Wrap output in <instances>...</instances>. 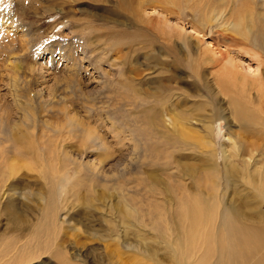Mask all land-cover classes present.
<instances>
[{
  "label": "rangeland",
  "instance_id": "obj_1",
  "mask_svg": "<svg viewBox=\"0 0 264 264\" xmlns=\"http://www.w3.org/2000/svg\"><path fill=\"white\" fill-rule=\"evenodd\" d=\"M156 1L0 0V167L8 175L0 188V264L11 256L20 258L15 264H178L152 229L156 221L128 215L136 200L125 205L142 177L166 185L168 171L143 156L157 141L145 143L141 131L169 135L172 115L212 148L191 141L186 157L174 156L183 178L198 164L207 182L224 186V151L243 141L260 153L246 147L232 164L245 159L242 169L264 170V77L252 84L255 77L232 80L223 70L230 60L251 76L264 68V55L244 41L246 29L230 25L233 10L262 17L264 1L208 0L203 10L192 0H159L167 10ZM169 47L198 69L175 66ZM224 75L235 85H221ZM211 151L215 166L197 160ZM238 176L235 193L253 198L242 208L258 214L246 221L264 224V204L255 205L256 193ZM220 192L233 201V191ZM164 219L169 239L181 234L178 217Z\"/></svg>",
  "mask_w": 264,
  "mask_h": 264
},
{
  "label": "bare ground",
  "instance_id": "obj_2",
  "mask_svg": "<svg viewBox=\"0 0 264 264\" xmlns=\"http://www.w3.org/2000/svg\"><path fill=\"white\" fill-rule=\"evenodd\" d=\"M163 1L164 3L167 4L168 0H163ZM248 1L251 2V0ZM252 1L255 3L254 0ZM156 2L159 4L161 3V8L164 9L163 2H159V0ZM169 2H172L174 4L176 3L175 5L180 3L179 0H169ZM191 2L192 4L190 7L195 10H203V7L206 9L212 6V4L208 2V0H192ZM238 4L240 3L238 2ZM242 12L238 13V11H234V10L231 12L230 15L234 16V21H232L230 24L231 28L241 27L244 30L246 29V33L248 34V36H244L245 37L244 41L246 42L248 40L250 43L249 46L250 48L254 49V51H260L264 55V15H262V17L257 19L255 18L256 16H253L249 13L247 14V12L245 11L244 13ZM261 13L264 14L263 11ZM4 23L6 24V22ZM226 36L221 34L222 38H225ZM237 41L234 38H230L228 45L229 46L235 45L237 44ZM168 51L169 54H171V57L173 58V63L175 64V66L178 67L183 66L190 68L192 70L198 69L192 63L191 64L186 62L184 63L183 60H181L178 56L175 55L172 47H169ZM217 53L219 54L218 56L220 57L224 56L225 54L222 52V50L221 51L218 50ZM212 56L213 55H211V57ZM216 57L217 56H214V58ZM204 63L208 65L217 64V59L206 58L204 60ZM228 63H229L228 65L227 64L224 65L223 70L225 71V73L227 72L229 73L227 75H231L234 77V78L232 77L233 78L232 80H235V76H239V77L241 76V78H243L244 81L248 78L255 77L251 81L252 84H258V85L261 84V79L262 77H264L263 76L264 68H262V71L257 70V73L254 76H251L248 75L247 72H241L240 70H238V65L235 64L233 60H230ZM201 64L202 63H200V65ZM220 79L222 80L221 85L223 86L228 87L230 85L232 86L235 85V83H232L231 81H229V79L226 78V75L222 76V78L220 77ZM233 95L232 97H234ZM230 104H234V107L238 110V112L241 109L243 110L244 106L237 101L232 100V103ZM159 112L160 110L155 108L152 112L151 118L154 117L156 118L159 115ZM142 115H143L142 120L145 122V125L147 123H150V118H149L150 115H147L146 113ZM172 116L168 118L170 124L172 125V129L169 130L170 132L169 135H166L165 133L167 132L165 131L164 133L165 135L163 136H162V132L161 134L160 132H158L160 138L158 136L156 137V135L152 136L151 133L147 134V129L145 128L146 126L142 127L145 128L146 130L145 131L143 129V131H141V135L144 134L145 137L144 139L142 138L141 139L145 140V143H146V138L151 140L155 139L157 141V142L155 141L156 144L154 143L152 145L150 144L149 148L145 146L147 148L145 152H149V153H144L143 154L144 158L148 157L150 159V162L152 163L151 164L152 166L153 165L155 166L156 164H160L163 169H166L168 171V173L164 172L165 173L164 176L166 180V185L164 186V188L156 186L155 184H150L149 182L145 181L146 180L145 177L141 178V182L138 183L139 190L137 191L135 190V192H133L134 191L133 188H127V185H125L124 189L127 188L126 189L127 192L129 191L133 192L131 194V198H128V196H126L125 205L130 203L131 199L137 201V204L135 203L137 205V209L136 208L132 209L131 207H129L130 209L128 211V215L139 219L140 218L139 213H140L142 217H146L145 219H147L148 217V219L150 218L151 220L152 218L153 221H156V224L153 225L154 228L152 227V229L154 230L155 233L157 231V234L159 233L161 235V236L159 235V237L162 238V239L160 238L161 240L163 239L168 240L170 248L172 250V257L174 258V261L177 262L178 264H264V224L251 223L246 221L250 219L249 217H258V214L255 213V211L251 212L252 211L251 209L247 211L248 213L244 211L242 206L252 205V204L249 205V203L252 202L250 200L253 198H249V196L251 195V194L248 195L249 192L245 195L236 194L235 190L238 187V184L234 183V179H233L235 175L238 174L239 175L238 178L240 177L242 182H244L245 185H248L249 186L248 188L253 189V191L256 193L257 198L255 197L256 200H254V202H256L255 205L257 206L259 205V203L264 204V176L262 174L264 170H260V168H257L259 166L251 168L248 171L242 169L241 166L243 160L245 161V159H242L241 164L237 163L236 165H234L231 162V160L232 161L236 160V158L241 159L240 155H243L242 151L246 150V147L247 148L250 147V150L253 151V150H257L259 146L253 142L250 143L245 141L240 143L232 142L233 143L231 145L232 150L224 151V155L221 160L222 163H225V166L229 167L225 170L224 177L221 178V180L226 181L224 183V186L207 182V180H209V177L203 174V172L201 173V171L197 169L199 166L198 164L196 168L194 167V165H192L194 167L193 170L195 171L190 175L188 174L187 179L183 178L180 173L181 171L179 170L178 165L176 164L174 156L179 155L180 157L185 155L186 157V154L189 153L185 152L183 149H190L187 147L188 145L186 146V144H189V142L191 141L192 142L197 141L198 143L205 144L206 147L210 149L212 148L210 144L207 146V143L210 141H208L207 139L205 141L204 139H202V137L197 135L196 131H192V129L187 127L185 123L180 119L179 117L180 115L175 118ZM242 116L245 119L247 118L249 120L251 118L254 119V117H251V114L246 113V116L244 115ZM154 120L156 121V119ZM145 132H146V136H145ZM178 151H184V153L180 152L179 154H175V152ZM209 154H210L209 155L210 158L207 159L206 157L205 158L199 157V159L197 160H199L203 164H208V165L211 164V166H215L217 163H219L218 158L213 151H211V153ZM205 156H207V154ZM145 161L146 159H143V162ZM4 171L5 169L3 167H0V183H1L0 188L5 185L6 181H8V177H6L8 175H6ZM254 177H256L257 180H259V183H253ZM62 180L64 181V178H62L61 181ZM53 184H54L53 186L54 191H56L57 187L55 186V184H59V183H57L56 181ZM223 188L229 189L230 192L231 191L234 192L233 201H227L228 196L225 198L224 195L220 192V189ZM123 192L125 191L123 190ZM121 193L122 192H120V194ZM123 194L121 195L123 196ZM229 196L231 195L229 194ZM51 200L53 199L51 198ZM223 200L224 202L222 204L221 202ZM167 212H168V218L178 217L181 220V222L177 225V229L181 230V234H176L174 238H170V239L168 238V229L162 223L163 221H165L164 216L165 214H167ZM45 231L48 232L49 230H45ZM39 244L42 246L44 243L39 242ZM145 247L149 248V246L147 245H145ZM145 247L143 246V251L144 253H147L145 252L146 251ZM147 251L149 250L147 249ZM154 254H156L157 256L156 252H153L152 255ZM19 259L17 257L14 258L13 256L8 257L7 262L5 264H15L16 260Z\"/></svg>",
  "mask_w": 264,
  "mask_h": 264
}]
</instances>
